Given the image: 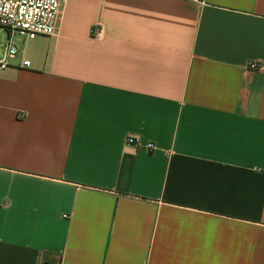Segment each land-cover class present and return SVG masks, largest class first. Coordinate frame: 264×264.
<instances>
[{
  "label": "crops",
  "instance_id": "crops-1",
  "mask_svg": "<svg viewBox=\"0 0 264 264\" xmlns=\"http://www.w3.org/2000/svg\"><path fill=\"white\" fill-rule=\"evenodd\" d=\"M12 40L0 264H264V0H66Z\"/></svg>",
  "mask_w": 264,
  "mask_h": 264
},
{
  "label": "built area",
  "instance_id": "built-area-1",
  "mask_svg": "<svg viewBox=\"0 0 264 264\" xmlns=\"http://www.w3.org/2000/svg\"><path fill=\"white\" fill-rule=\"evenodd\" d=\"M66 0H0V31L8 34L6 43L0 41V71L10 66L20 50L14 44V34L25 36L28 40L38 37H53L58 32V19ZM104 34L101 27L92 29V36L100 38ZM22 68H30L31 62L22 58ZM248 70L253 72L264 71V64L251 62ZM126 148L132 151L146 149L154 151L153 144L143 145L138 139L128 137Z\"/></svg>",
  "mask_w": 264,
  "mask_h": 264
},
{
  "label": "rangeland",
  "instance_id": "rangeland-1",
  "mask_svg": "<svg viewBox=\"0 0 264 264\" xmlns=\"http://www.w3.org/2000/svg\"><path fill=\"white\" fill-rule=\"evenodd\" d=\"M6 34V38L8 37V34ZM20 39H23V38H20ZM7 40V39H6ZM18 41V44L22 47V49L24 50V47L26 46V44L24 43V40H19V39H16ZM25 44V45H24Z\"/></svg>",
  "mask_w": 264,
  "mask_h": 264
}]
</instances>
